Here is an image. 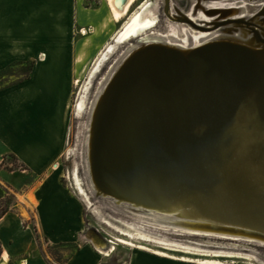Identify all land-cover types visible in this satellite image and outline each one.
<instances>
[{
	"label": "crops",
	"instance_id": "crops-1",
	"mask_svg": "<svg viewBox=\"0 0 264 264\" xmlns=\"http://www.w3.org/2000/svg\"><path fill=\"white\" fill-rule=\"evenodd\" d=\"M121 21L111 0H0V160L13 154L26 167L0 169V201L7 192L14 200L0 218V264H103L109 256L82 239L84 204L63 184L60 159L73 88ZM45 245L73 249L59 262ZM136 248L127 264H210Z\"/></svg>",
	"mask_w": 264,
	"mask_h": 264
},
{
	"label": "water",
	"instance_id": "water-1",
	"mask_svg": "<svg viewBox=\"0 0 264 264\" xmlns=\"http://www.w3.org/2000/svg\"><path fill=\"white\" fill-rule=\"evenodd\" d=\"M179 21L197 29L206 31L211 29L188 18H179ZM229 23L254 24L244 18H234L215 24V28ZM258 38L264 43V38ZM162 47L157 44L144 46L132 53L124 63L101 104V115L98 118L100 124L97 125L94 133L92 155L98 136L105 128L106 111L115 99L116 88L121 76L126 73L130 64L138 56L151 48L156 50ZM226 49L229 55L227 53L224 55H228V59L219 58L217 54ZM166 50L192 64L188 67V70L190 68L192 70L187 76L184 75L185 83L179 84L178 82L176 86L174 83L172 89V94H175L174 99L169 97L162 100L160 112L156 111L155 118L161 123V134L163 138L169 136V141H165L166 145L148 146L149 155H152V158L156 157L152 163L148 162L150 172L142 173L136 166L137 164L131 166L127 162H120L118 163L121 168L120 174H117L119 165H113V169L108 168L116 176L110 186L108 182L104 185L99 183L98 173L93 169L91 177L98 193L114 198L116 201L136 204L135 206L147 210L156 211L155 209H171L177 206L190 207L193 213H187L182 218L215 220L220 224L264 235V222L260 221L261 217L252 218L250 215V211L254 212L252 209L245 208L241 212L237 207L228 209L224 202L219 201L220 196L212 192V190L216 191L221 182H228L232 185V182L236 181V189L245 188L246 167H243L245 172L237 170L248 161L249 173H252L257 168L255 165L261 164L252 157L241 159L242 163L239 165L233 163L231 157L226 155L230 146L232 149L233 140L225 141V138L231 131L229 128L233 125L232 120L238 119L243 125L251 127L245 119L251 114L249 111L251 100L263 94L264 47L258 50L259 54H262L260 56L258 52L245 45L229 41L211 42L190 50L186 54L178 49L167 48ZM200 50L201 53L207 52L202 55V57H207L205 58L206 63L193 65L194 58H196L194 52ZM229 50H234L238 54L233 52L231 54ZM123 85L124 82L121 86ZM134 106L139 112L140 103H135ZM143 110L145 113L146 110ZM187 117L189 120L186 122L189 123L186 124L189 132L184 133L183 125ZM229 119H231L230 124H226ZM254 133H252L251 145L256 146L263 143L264 135L256 134L257 136L253 137ZM232 139L235 138L232 137ZM234 193L239 192L234 191Z\"/></svg>",
	"mask_w": 264,
	"mask_h": 264
},
{
	"label": "rangeland",
	"instance_id": "rangeland-1",
	"mask_svg": "<svg viewBox=\"0 0 264 264\" xmlns=\"http://www.w3.org/2000/svg\"><path fill=\"white\" fill-rule=\"evenodd\" d=\"M144 1L146 0H137L134 3L129 14L121 19L116 32L125 25L135 11H138ZM148 1L154 3L152 13L157 16V25L128 43L116 45L115 52L108 57V60L91 78L95 61L107 45L113 43L115 32L111 41L98 52L97 56L91 58L73 88L66 150L60 159V169L63 173V184L72 193L79 196L84 204L85 227L82 239L89 238L92 242L96 240L99 244H104H102L106 251L104 253L109 256L104 257L103 264H127L131 252L137 249L136 245L188 260L213 259L224 264H264V243L260 240L249 238L248 240L241 234L238 236L228 235L227 233L233 229L205 224V222H197V224L214 231H186L183 225H188L192 220L179 217L175 213L147 210L126 202L119 203L114 198L98 193L92 187L88 163L91 113L102 88L126 58V55L135 46L142 45L149 38H159L182 47L194 45L204 39L201 34L196 32L200 30L185 22L172 20L169 12L179 18L193 16L202 24L219 23L216 21H223L225 17L244 18L264 29V0ZM221 13L225 17L221 16ZM236 27L232 23L225 24L210 36H227L252 41L254 45L261 44L255 36H252V32ZM80 101L83 103L82 111L77 107ZM0 169L11 172L25 170L26 167L17 158L7 153L0 160ZM74 170L78 172L81 185L86 193L85 196L75 186ZM13 203L14 200L11 199L9 207ZM104 218L108 219L109 223H106ZM193 223L195 222L193 221ZM116 226L128 230L134 237L121 233ZM118 238H121L122 241H119ZM44 249L52 260L63 262L67 256L65 253L70 252L73 247L71 245L60 247L45 245Z\"/></svg>",
	"mask_w": 264,
	"mask_h": 264
},
{
	"label": "bare ground",
	"instance_id": "bare-ground-1",
	"mask_svg": "<svg viewBox=\"0 0 264 264\" xmlns=\"http://www.w3.org/2000/svg\"><path fill=\"white\" fill-rule=\"evenodd\" d=\"M134 2L135 0H111L112 11L116 20L119 21L124 16H127ZM153 6L154 3L146 0L141 4L138 11H135V13H133L129 17V20L125 23V25L118 31V33L114 37L113 43L107 45L105 50L101 52L100 56L95 61L91 71V78H93L95 74L99 71L100 67H102V64L106 60H108V57L115 52L116 45L128 43L133 38L139 37L141 33H144L147 30H151L157 25L158 23L157 16H155V14L152 13ZM221 14H222L221 16L225 17L223 13ZM169 16L172 20H176V21L179 20V17H177L176 15L170 12H169ZM188 19L195 21L197 24H200L201 26H208L209 28H211L209 31L196 28L197 30H200L196 32H198L199 34H201L202 37H204L203 40H200L198 43L194 45L182 47L172 42L160 40L159 38L146 39L142 45L135 46L126 55V58L121 62V64L118 66L114 74L110 77V79L106 82V84L102 88V91L98 96V99L96 98L97 100L93 106V110L91 113V121L89 126L88 163H89L90 177L91 174L93 173V169L96 170V173H98V182L102 183V185H104L107 182L110 184V186L112 185L111 183L113 182L116 176L109 169L110 168L113 169V165L116 164L119 165L118 163L123 161L127 162L131 166H133V164H137L136 166L138 167L139 171L142 173L143 172L145 173L146 171L150 172L151 169L149 168L150 167L149 163L150 161L152 163V161L155 160L156 157L152 158V155H149V152L147 150L148 146L149 145L156 146L157 144H160V146L163 144L166 145L165 141L166 140L167 142L169 141L168 140L170 138L169 136H168L169 138L167 136H166L167 138L166 137L163 138L161 134V130H162L161 123L158 122V120L155 118L156 111L160 112L162 100H165L169 97L174 99L175 94H172L174 83L176 86L178 82L179 84H182L184 81H186L184 75L187 76L189 71L192 70V68L188 70L189 65L192 64L185 62L182 58L171 54L169 50H166L167 48L178 49L183 54H186V52L190 50L196 49L211 42L229 41V42L245 45L253 49L254 51L258 52L259 54L258 50H262L264 47V43L258 38V37L264 38V29H262V27L260 28L258 25L256 26V24L232 23L233 25L241 28L243 31L247 29L248 31L252 32L251 33L253 34L252 36L256 37V39L261 43L260 45H254L252 41H245L239 38H232L227 36L212 37L210 35L214 34L215 31H218L222 26L215 28V24L217 23L202 24L198 22L197 19L193 16H189ZM229 19L230 18L225 17L224 20H229ZM224 20L216 21V22H224ZM150 44L162 45L163 47L162 49H159L161 48L159 47L156 50H154L155 48H151L147 52H144L142 55L138 56L130 64V67L128 68L126 73L121 76L120 78L121 80L116 88L115 99L106 111V117H105L106 123L104 124L105 128L102 129L100 136H98L97 139L98 141L94 148V154L92 155V148H93L92 143L94 139V133L97 125L100 124V121H98V118L101 115L100 107L104 100V97L106 96V92L108 88L112 84L115 77L118 75L121 68L124 66V63L131 56V54L134 53L136 50ZM227 51H228L227 49L224 50L223 52L220 51L217 54L218 57L221 59H225L226 57L228 59L229 53H227ZM229 51L230 53L233 52L238 54V52L234 50H229ZM205 53L207 52L201 53V50L194 52V56L196 55V58H194L193 65H199V63L205 64L206 63L205 58L207 57L205 56L202 57V55H204ZM225 53H227L228 55H224ZM260 55L262 54H259V56ZM181 75H183V77H181ZM123 82L124 85L121 86ZM251 102L252 103H250L249 105V111L251 114L245 119L251 125V127H249L248 125L247 126L243 125L242 123H240V120L238 119L236 121L233 120L231 121V119H229L226 122V124H230L231 121V124H233L229 128L231 131L228 133V135L225 138V141L233 140V143H231L232 149L230 146L226 155L228 157H231L232 162L235 163L236 165L241 164L242 162L240 160L246 157L247 158L252 157V159L254 160L257 159L256 162H259L261 164L255 165L257 168L252 173H249L248 161L241 168L237 170V171L245 172L243 170V167H246L247 177H246L245 188H240L239 190L236 189V183H237L236 181L232 182V185L228 184V182H221L217 187L216 191L212 190V192L214 195L217 194L220 196L219 197L220 200L219 199L218 200L224 202V205L227 206L228 209H234V207H237L239 208L238 209L239 212L243 211L245 208H249L250 210L252 209L255 212V214H253L254 212L251 213V211L249 210L250 215H252V218L254 217L256 219L261 217L260 221L264 222V142L256 146L251 145L252 133H254L255 131L258 132V133L257 132L254 133L253 137L257 136L256 134L264 135V90H263V94L260 97L251 100ZM135 103L136 104L140 103L139 112L138 109L134 106ZM77 107L80 111H82L83 109L82 101L78 103ZM134 107H135V111H133ZM142 108L146 110L145 113ZM188 120L189 118L187 117L184 121L185 123L183 125L184 133L189 132L188 125L186 124L189 123L186 122ZM232 137H234L235 139H232ZM162 154L165 156L163 150H162ZM162 156H158V157L161 158ZM118 168L119 170L117 174H120L121 172L120 165L118 166ZM74 179H75L74 183L77 190L85 196L86 193L84 192V189L81 185L77 170H74ZM90 179L93 185L92 187H94L95 190L98 191L96 185L92 180V177ZM234 191H238L239 193L235 194ZM255 198L256 201H254ZM118 202L120 203L123 201L118 200ZM155 210L160 212H167V213L174 212L179 217L186 216L187 213L189 214L193 213L192 208L190 207L185 208L182 206H177L171 209H162V210L155 209ZM103 220L106 223H109L108 219L104 218ZM191 220L192 221L188 223V225L187 224L183 225L184 230L186 229V231L188 230L190 232L214 231L211 229L208 230L207 227L197 224V222H205V224L208 223L220 227L226 226L230 229H233V231L228 233L226 231L228 235L238 236L241 234L247 237V239L249 238L252 240H260L264 243V235L259 232L244 231L241 228H235L230 225L220 224L215 220H211V221H204L202 219H191ZM193 221L195 223H193ZM117 229L123 234L134 237L132 233H130L128 230H125L121 227H117ZM118 240L122 241L121 238H118ZM102 244L103 243L99 244L100 250L101 252L104 253L106 251L104 250L105 249L103 246L104 244L103 245ZM136 246L140 248H144L142 245H136ZM108 251L110 252V250ZM158 252L163 253L161 251ZM200 261L210 264L220 263L218 260H213V259H202Z\"/></svg>",
	"mask_w": 264,
	"mask_h": 264
},
{
	"label": "trees",
	"instance_id": "trees-1",
	"mask_svg": "<svg viewBox=\"0 0 264 264\" xmlns=\"http://www.w3.org/2000/svg\"><path fill=\"white\" fill-rule=\"evenodd\" d=\"M32 67V64H30V67L29 69L27 70L26 72V76H29L30 75V69ZM12 156H14L16 158L15 155L11 154ZM13 199V195L10 194L9 192H7L6 196L4 199H2L0 201V218L9 210V202L10 200ZM1 254H2V246H1V243H0V262H1Z\"/></svg>",
	"mask_w": 264,
	"mask_h": 264
}]
</instances>
